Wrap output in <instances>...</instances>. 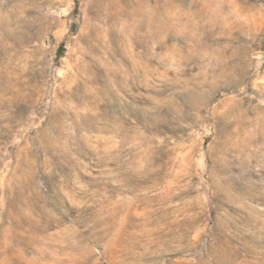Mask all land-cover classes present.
I'll return each instance as SVG.
<instances>
[{"label":"rangeland","instance_id":"1","mask_svg":"<svg viewBox=\"0 0 264 264\" xmlns=\"http://www.w3.org/2000/svg\"><path fill=\"white\" fill-rule=\"evenodd\" d=\"M0 264H264V0H0Z\"/></svg>","mask_w":264,"mask_h":264},{"label":"water","instance_id":"2","mask_svg":"<svg viewBox=\"0 0 264 264\" xmlns=\"http://www.w3.org/2000/svg\"><path fill=\"white\" fill-rule=\"evenodd\" d=\"M51 40V39H50Z\"/></svg>","mask_w":264,"mask_h":264}]
</instances>
